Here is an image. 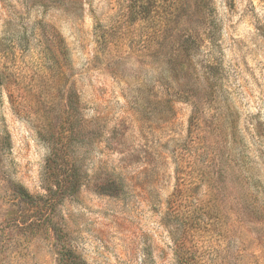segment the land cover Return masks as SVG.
Returning <instances> with one entry per match:
<instances>
[{
    "label": "rangeland",
    "instance_id": "obj_1",
    "mask_svg": "<svg viewBox=\"0 0 264 264\" xmlns=\"http://www.w3.org/2000/svg\"><path fill=\"white\" fill-rule=\"evenodd\" d=\"M0 264H264V0H0Z\"/></svg>",
    "mask_w": 264,
    "mask_h": 264
}]
</instances>
